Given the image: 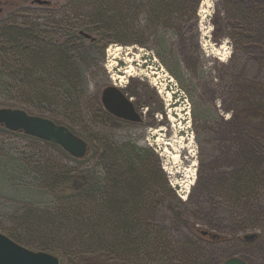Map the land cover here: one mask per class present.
Returning <instances> with one entry per match:
<instances>
[{
    "label": "rangeland",
    "instance_id": "obj_1",
    "mask_svg": "<svg viewBox=\"0 0 264 264\" xmlns=\"http://www.w3.org/2000/svg\"><path fill=\"white\" fill-rule=\"evenodd\" d=\"M47 1L51 4L0 0V37L7 35V25L30 28V23L54 39L71 29L90 33L94 41L78 37L85 59L80 92L63 94L61 103V93H55L48 104L31 88L23 90L27 85L16 75L20 64H28L27 55L0 39V107L23 108L67 125L87 139L88 151L74 158L60 145L0 123V230L30 248L60 255L62 264H74L80 247L63 245L69 237L62 245L50 241L59 251L40 246L24 236V220L62 205L64 192L48 186L43 165H95L93 147L104 134L116 144L151 146L163 169L153 171L144 216L149 227L168 233L171 250L164 253L165 246L151 243L158 252L127 251L121 264H222L232 256L264 264V123L244 112L264 104V0H168L165 12L158 0ZM130 65L132 74L125 72ZM108 85L130 96L141 121L103 115L99 105ZM247 157L257 179L256 205L241 214L243 207L229 200L230 189L220 185ZM83 209L101 211L97 204ZM183 249L192 262L182 260Z\"/></svg>",
    "mask_w": 264,
    "mask_h": 264
},
{
    "label": "trees",
    "instance_id": "obj_2",
    "mask_svg": "<svg viewBox=\"0 0 264 264\" xmlns=\"http://www.w3.org/2000/svg\"><path fill=\"white\" fill-rule=\"evenodd\" d=\"M158 3L160 12L168 11V0H158L157 5ZM34 30L36 34L33 33ZM5 31L7 35L5 33V37H0L1 42L5 39L17 52L27 55L29 61L25 66L20 64L21 73L16 75V78L27 85L23 90L28 92V88H31L34 94L42 98V102L48 104L53 103L55 93H61L60 103L65 93L77 97L76 94L80 92V86L84 82L80 61L85 59L78 49V37L85 36L81 33L82 30L76 32L71 29L64 33L65 37L55 39L41 35L45 29L36 23H30V28L7 25ZM94 39L95 37L91 40ZM83 56L87 58L86 54ZM38 83L42 84L39 88L36 86ZM99 107L104 111L103 115L114 118L102 105ZM250 109H244L245 116L257 118L260 120L258 125L263 124L264 104L261 102ZM55 145L59 146L57 143ZM95 147L93 154L98 162L90 167L75 168L51 162L43 165L42 171L48 186H61L60 189L64 192L61 197L62 205L56 210L44 209L40 215L28 214L24 220V228L28 229V234L24 236L35 238L40 246H52L54 251H59L62 247L52 245L54 243H50L51 240L59 241L58 244L62 245L64 237H69L63 245L69 242L70 247L76 244L81 248L75 251L78 255H75L74 264H121V255L127 251L139 254L151 248L158 252L156 247L150 246L151 243L158 247L165 246L164 253L167 249L170 251L168 233L164 229L156 228V225L149 227V216H144L148 205L145 193L149 192L155 181L153 171L157 168L159 173H163L155 150L151 146L132 142L116 144L110 142L104 134L93 148ZM250 158L247 157V162L235 170L229 181H223L220 185L222 189H230L229 200L237 208L243 207L241 214H245V210L248 213L256 205L252 196L256 194L257 179L249 168ZM152 162L156 163L154 167ZM161 180L167 184L165 178L162 177ZM176 199L184 202L180 197L176 196ZM93 204L101 207L99 213L84 211L83 208L91 209ZM64 227H68L65 234L61 233ZM9 236L23 243L17 236ZM184 250L186 249L180 254L182 260L191 261Z\"/></svg>",
    "mask_w": 264,
    "mask_h": 264
},
{
    "label": "water",
    "instance_id": "obj_3",
    "mask_svg": "<svg viewBox=\"0 0 264 264\" xmlns=\"http://www.w3.org/2000/svg\"><path fill=\"white\" fill-rule=\"evenodd\" d=\"M46 3L47 0H37ZM86 37H94L82 30ZM101 101L104 107L117 117L141 121L142 114L134 101L120 87L108 85L102 90ZM0 123L8 129L23 130L26 134L53 141L75 157H83L88 151V141L75 133L67 125L54 119L29 113L23 108L0 107ZM207 233V230H203ZM254 234L247 235L252 237ZM0 264H62L61 256L44 249L30 248L0 230ZM222 264H250L240 256H232Z\"/></svg>",
    "mask_w": 264,
    "mask_h": 264
},
{
    "label": "bare ground",
    "instance_id": "obj_4",
    "mask_svg": "<svg viewBox=\"0 0 264 264\" xmlns=\"http://www.w3.org/2000/svg\"><path fill=\"white\" fill-rule=\"evenodd\" d=\"M133 70H134L133 66L130 65V66H128L127 69H125V72L128 73V74H132Z\"/></svg>",
    "mask_w": 264,
    "mask_h": 264
},
{
    "label": "flooded vegetation",
    "instance_id": "obj_5",
    "mask_svg": "<svg viewBox=\"0 0 264 264\" xmlns=\"http://www.w3.org/2000/svg\"><path fill=\"white\" fill-rule=\"evenodd\" d=\"M47 4H51V1L47 2ZM104 106V105H103ZM105 108V107H104ZM106 111H108L106 108H105ZM109 112V111H108ZM111 115H113L114 117H117L116 115L112 114L111 112H109ZM119 119H123V118H120V117H117ZM126 120V119H125Z\"/></svg>",
    "mask_w": 264,
    "mask_h": 264
}]
</instances>
